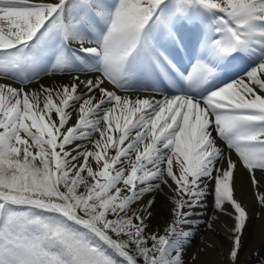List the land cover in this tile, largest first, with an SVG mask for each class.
<instances>
[{
	"label": "snow or ice",
	"instance_id": "obj_1",
	"mask_svg": "<svg viewBox=\"0 0 264 264\" xmlns=\"http://www.w3.org/2000/svg\"><path fill=\"white\" fill-rule=\"evenodd\" d=\"M0 264H264V0H0Z\"/></svg>",
	"mask_w": 264,
	"mask_h": 264
},
{
	"label": "bare ground",
	"instance_id": "obj_2",
	"mask_svg": "<svg viewBox=\"0 0 264 264\" xmlns=\"http://www.w3.org/2000/svg\"><path fill=\"white\" fill-rule=\"evenodd\" d=\"M189 56H190V52H181L180 53V59L183 61V63L185 65L188 64L189 62ZM247 70L246 65H244L243 63L240 64V66L238 65V67H236L235 69L233 67L230 68L229 72H228V78L229 80L231 79H236L237 76H243L244 75V71ZM165 87H167L165 85ZM173 90L171 88H168V92L171 93ZM210 197H209V201H210ZM208 209L209 211L205 213V215H210L211 214V204H208ZM158 212L159 214L156 216V219L153 220V224H160L163 223L164 219L167 218V209H166V201L164 200L163 197L159 198V204H158ZM224 234L223 232L220 230V228H217V232L215 237H212L208 231L205 229L204 226H200L196 231H194V233L192 234V239H191V243L189 245V254L192 251H196L198 250L201 245L205 242H208L210 239H214L217 242H220L221 244H223L224 238H223Z\"/></svg>",
	"mask_w": 264,
	"mask_h": 264
}]
</instances>
